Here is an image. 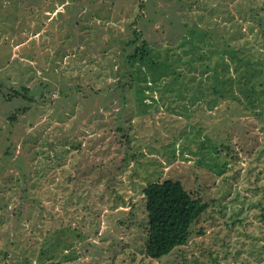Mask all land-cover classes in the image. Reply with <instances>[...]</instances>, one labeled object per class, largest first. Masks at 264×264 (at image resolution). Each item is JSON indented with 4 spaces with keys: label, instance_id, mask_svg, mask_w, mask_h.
Masks as SVG:
<instances>
[{
    "label": "rangeland",
    "instance_id": "374dc122",
    "mask_svg": "<svg viewBox=\"0 0 264 264\" xmlns=\"http://www.w3.org/2000/svg\"><path fill=\"white\" fill-rule=\"evenodd\" d=\"M167 179L208 208L150 260ZM0 264H264V0H0Z\"/></svg>",
    "mask_w": 264,
    "mask_h": 264
},
{
    "label": "trees",
    "instance_id": "16d2710c",
    "mask_svg": "<svg viewBox=\"0 0 264 264\" xmlns=\"http://www.w3.org/2000/svg\"><path fill=\"white\" fill-rule=\"evenodd\" d=\"M143 45L146 46V43L144 42ZM225 48H228V46L225 45ZM139 50L140 49L138 48V50L133 55L129 56V58L134 59L135 61L139 55ZM146 56L147 53L141 56V62L145 60ZM224 59L225 58L223 54L222 58L219 60V64L220 62L224 63ZM240 64H243V61H241ZM250 65L252 64L248 63L246 68L250 67ZM221 70H223L222 77H226L225 75L228 74L226 67L224 66L221 68ZM171 77L172 83H170V91L166 94H176L178 90L176 86H179L177 85V81H181L182 83L183 79L184 82L187 80L185 76L182 77L181 74L177 72L172 73ZM226 82L227 79L222 78V87L219 86V88L214 89V94L220 96L222 99H225L226 97L224 96L225 90L227 92V86L225 85ZM127 83L130 82L128 81L123 83L121 81L117 85H120L123 88V86H128L126 85ZM173 83H175L176 86H173ZM239 83L241 85H247L248 82L243 81V83H241L239 77ZM198 88L200 89L199 85L197 90ZM248 89L255 94H257V91L260 90L254 85L248 87ZM188 91L189 90L187 89H182V92H179V94L184 95L182 96L183 99L186 97L190 98L192 94ZM196 93L194 94L196 95ZM198 96L201 97L200 95ZM199 97L195 98L194 96L191 100L196 102L199 100ZM12 119L16 118L13 117ZM143 197L145 201V210L148 217L146 224L147 242L145 254L150 260H160L170 255L177 248L186 246L189 243L191 237L192 227L199 217L207 211L208 208L207 203H205L201 198L193 197L192 194L185 189L182 182L178 180L174 181L167 179L161 182L149 184L143 190Z\"/></svg>",
    "mask_w": 264,
    "mask_h": 264
},
{
    "label": "crops",
    "instance_id": "0c3cea01",
    "mask_svg": "<svg viewBox=\"0 0 264 264\" xmlns=\"http://www.w3.org/2000/svg\"><path fill=\"white\" fill-rule=\"evenodd\" d=\"M57 13H58V11H57Z\"/></svg>",
    "mask_w": 264,
    "mask_h": 264
}]
</instances>
